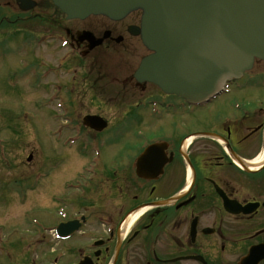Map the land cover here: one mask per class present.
I'll list each match as a JSON object with an SVG mask.
<instances>
[{
  "label": "flooded vegetation",
  "instance_id": "flooded-vegetation-1",
  "mask_svg": "<svg viewBox=\"0 0 264 264\" xmlns=\"http://www.w3.org/2000/svg\"><path fill=\"white\" fill-rule=\"evenodd\" d=\"M27 3L36 6L25 14H63L52 0ZM0 6L23 11L17 0ZM130 16L132 22L117 26L90 22L50 35L67 40V47L89 57L87 68L95 64L99 72L119 44L122 56L134 55L140 38L131 29L140 25V13ZM90 36L104 39L91 48ZM132 73L123 97L133 100L116 107L134 132L121 124L111 133L85 128L95 133L90 137L98 155L83 153L86 164L63 183V193L58 183L50 188L46 260L38 247L24 252L19 246L3 251L0 264H240L255 247L256 264H264V72L244 76L203 105L134 81ZM235 90L245 99L222 110L215 102ZM59 226L71 233L63 241L55 239Z\"/></svg>",
  "mask_w": 264,
  "mask_h": 264
},
{
  "label": "rangeland",
  "instance_id": "rangeland-1",
  "mask_svg": "<svg viewBox=\"0 0 264 264\" xmlns=\"http://www.w3.org/2000/svg\"><path fill=\"white\" fill-rule=\"evenodd\" d=\"M132 18L134 16L125 18L122 24L132 22ZM90 22L93 25L117 26L104 16L69 20L65 14L32 15L0 6V44L6 41V44L0 45V138L4 139V152L0 149L1 251H5L6 247H10L9 251H19L17 247L22 246L25 252L28 246H36L42 259L46 258L47 248L52 244L49 243L52 233L42 230L37 236L38 227L32 223L38 221L40 226H44L51 221H48L47 212H52L48 200L55 195L54 191H50L52 184L58 183L60 193H63V183L77 178L78 172L86 164L83 144L86 137L92 139L90 136L95 134L83 127L86 115L106 118L108 128L105 133H111L117 124L124 125L125 131L129 129L134 132L135 127L132 129L120 121L121 109L117 108V103L133 100L126 94L123 97V93L131 90L125 77L133 76L132 72L135 73L142 59L151 54L150 50L138 40L132 49L134 55L122 56V46L119 44L114 52L109 53L111 57L103 71L94 72L95 64L90 65L92 69L87 68L88 56L69 51L62 46V42L45 38L62 28L75 31L71 27L77 28ZM29 38H34V44L25 43ZM35 61L44 63V67L33 74L29 66ZM47 65L53 68L47 70ZM45 71L49 72L47 78L43 76ZM263 72L264 62L257 61L247 74L257 76ZM258 88L252 86L249 90L257 93ZM59 95L68 109L59 108ZM237 98L245 99L239 90L221 97L215 103L225 110L229 102ZM250 102L256 101L252 99ZM118 116L119 119L116 118ZM151 120L155 121V118ZM61 129L66 132L64 136L57 137L55 131L59 130L62 134ZM67 135L76 139L72 147L64 144ZM30 155L32 161L28 162ZM37 172L47 174L39 184L32 183ZM23 191L26 192L22 197Z\"/></svg>",
  "mask_w": 264,
  "mask_h": 264
},
{
  "label": "water",
  "instance_id": "water-1",
  "mask_svg": "<svg viewBox=\"0 0 264 264\" xmlns=\"http://www.w3.org/2000/svg\"><path fill=\"white\" fill-rule=\"evenodd\" d=\"M27 1L18 0L23 10L35 6L25 5ZM54 2L69 17L80 18L105 14L118 19L141 8L140 33L156 53L143 59L138 79L147 77L190 102L207 100L227 79L241 76L254 56L264 58V0Z\"/></svg>",
  "mask_w": 264,
  "mask_h": 264
}]
</instances>
